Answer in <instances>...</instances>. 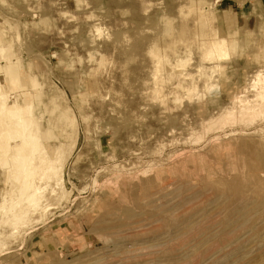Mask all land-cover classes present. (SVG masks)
I'll list each match as a JSON object with an SVG mask.
<instances>
[{
    "label": "rangeland",
    "instance_id": "obj_1",
    "mask_svg": "<svg viewBox=\"0 0 264 264\" xmlns=\"http://www.w3.org/2000/svg\"><path fill=\"white\" fill-rule=\"evenodd\" d=\"M0 264H264V0H0Z\"/></svg>",
    "mask_w": 264,
    "mask_h": 264
},
{
    "label": "bare ground",
    "instance_id": "obj_2",
    "mask_svg": "<svg viewBox=\"0 0 264 264\" xmlns=\"http://www.w3.org/2000/svg\"><path fill=\"white\" fill-rule=\"evenodd\" d=\"M228 175V174H227Z\"/></svg>",
    "mask_w": 264,
    "mask_h": 264
}]
</instances>
